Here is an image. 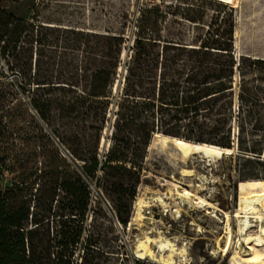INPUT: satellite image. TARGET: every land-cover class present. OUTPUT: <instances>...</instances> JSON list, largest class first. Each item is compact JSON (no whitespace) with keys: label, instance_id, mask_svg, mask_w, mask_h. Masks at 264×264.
<instances>
[{"label":"trees","instance_id":"1","mask_svg":"<svg viewBox=\"0 0 264 264\" xmlns=\"http://www.w3.org/2000/svg\"><path fill=\"white\" fill-rule=\"evenodd\" d=\"M186 12L207 27L194 44L163 35L161 11L146 8L127 47L124 33L52 29L0 4V264H101L88 181L115 180L126 227L156 134L232 149L236 71L239 114L251 116L260 99L243 71L264 59L235 58L232 8Z\"/></svg>","mask_w":264,"mask_h":264},{"label":"rangeland","instance_id":"2","mask_svg":"<svg viewBox=\"0 0 264 264\" xmlns=\"http://www.w3.org/2000/svg\"><path fill=\"white\" fill-rule=\"evenodd\" d=\"M0 4L16 16L52 29L76 28L95 33H124L129 41L127 47L132 46L133 32L136 31L142 9L155 8L161 11L163 35L181 37L194 44L196 37L204 35L207 27L189 22L186 19L187 9L201 4L227 6L235 11L236 16L234 52L237 61L242 57L264 59V0H241L234 6L211 0H0ZM214 12L207 11L205 23ZM238 31L240 35L236 34ZM127 53L128 50L124 59ZM247 64L250 62L247 61ZM243 73L246 76V89L260 101L246 108H252L251 116L247 111L239 114L237 96L242 76L240 71H236L233 117L229 125L232 155L215 162L197 155L187 160L172 145L166 146L159 140L162 134H156L148 149L143 180L135 199L130 200L131 216L126 227L119 222L112 203L116 196L111 192L110 184L115 180L101 181L99 187L96 182L88 181L92 192L88 225L97 233L105 253L102 254L101 264H136L138 260L161 264L137 256V245L145 241L146 236L158 242L169 240L179 248L185 247L188 256L186 260L177 256L179 264H234L232 257L235 243L231 253L226 256L217 248L225 224L213 220L206 211L195 206H184V201L177 199L174 193L178 190L176 183L179 182L184 189L188 188L200 196L213 195V202L223 211L235 212L242 196L240 184L264 180V67L250 68L246 65ZM58 127H61V134L66 131L64 122H58ZM107 134L102 140L101 153L109 148ZM18 143L19 139L15 145ZM59 147L62 152H67L61 144ZM242 149H248V152ZM101 176L102 173H99ZM199 184L205 188L204 191L201 192L198 187H188ZM159 197H170L166 200L168 205L157 201ZM141 200L147 202L149 207L140 209ZM176 209H183L180 218L174 212ZM140 214L146 219L140 221ZM220 217L223 219V216ZM235 226L233 222L234 231ZM199 229L204 232H198ZM258 230L259 227H254L250 233L255 235ZM237 238L235 233V241ZM221 244L224 245L225 240ZM152 249L160 256L159 244H152ZM239 252L245 258L250 257L246 256L244 249Z\"/></svg>","mask_w":264,"mask_h":264},{"label":"bare ground","instance_id":"3","mask_svg":"<svg viewBox=\"0 0 264 264\" xmlns=\"http://www.w3.org/2000/svg\"><path fill=\"white\" fill-rule=\"evenodd\" d=\"M211 1L234 6L239 4L241 0ZM236 34L240 35V31L236 32ZM159 140L166 146L172 145L187 160L197 155L203 157L205 160H210V162H215L233 154L232 149L214 145L196 144L182 139L160 135ZM184 176L187 177V175ZM176 185L178 190L174 195L178 196L177 199H182L184 201V206L190 205L191 208L195 206L197 209L206 211L213 220L225 224L224 234L219 238L217 243L219 252L223 253L224 256L230 254L235 243L236 247L232 257L234 264H264V180L248 181L240 184L242 196L235 212L223 211L217 203L213 202V195H210V197H203L188 188L184 189L179 182H177ZM188 187L201 188V192L205 190V188H202L201 184L198 186L190 185ZM167 199H170V197H159L157 201L167 206ZM139 206L140 209L149 207L148 203L142 200L139 202ZM174 212L177 213L180 218L183 209H176ZM220 216H223V219ZM145 219L146 218L140 214L139 220L142 221ZM233 222L236 223V231H234ZM254 227H259L255 235L250 233L251 229ZM198 232L203 233L204 231L199 229ZM235 233H237L238 237L236 241ZM149 234H151V232ZM223 240H225L224 245L221 244ZM152 244H159L160 256L153 251ZM243 249L244 252H247L246 256L250 257L245 258V256L239 252V250ZM136 253L141 259L150 258L161 264H179L177 256L183 260L184 258L186 260L188 256V250L185 247L179 248L176 243L169 240L158 242L151 236H146L145 241L138 243Z\"/></svg>","mask_w":264,"mask_h":264},{"label":"water","instance_id":"4","mask_svg":"<svg viewBox=\"0 0 264 264\" xmlns=\"http://www.w3.org/2000/svg\"><path fill=\"white\" fill-rule=\"evenodd\" d=\"M110 135H112V131L110 132Z\"/></svg>","mask_w":264,"mask_h":264}]
</instances>
